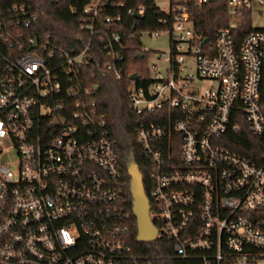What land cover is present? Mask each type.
Segmentation results:
<instances>
[{
    "label": "built area",
    "instance_id": "built-area-1",
    "mask_svg": "<svg viewBox=\"0 0 264 264\" xmlns=\"http://www.w3.org/2000/svg\"><path fill=\"white\" fill-rule=\"evenodd\" d=\"M224 1L229 23L209 40L195 31L189 7L210 0H168L164 28L149 33L167 32L168 55L157 52L162 62L147 63V79H133L128 107L154 115L141 118L135 135L155 239L171 243V258L264 264V25L252 24L239 46L232 35L242 11L252 19L264 0ZM102 4L109 0L81 8L90 38L68 49L37 35L30 5L0 0V264H151L130 246L124 168L98 85L83 74L94 34L103 68L116 79L125 70L113 28L121 17L101 18ZM243 133L250 142L237 144Z\"/></svg>",
    "mask_w": 264,
    "mask_h": 264
},
{
    "label": "trees",
    "instance_id": "trees-1",
    "mask_svg": "<svg viewBox=\"0 0 264 264\" xmlns=\"http://www.w3.org/2000/svg\"><path fill=\"white\" fill-rule=\"evenodd\" d=\"M28 4L37 14L34 24V31L39 34L49 33L56 37L60 45L65 48L78 49L85 46L90 38L87 31L80 29L79 12L90 0H8ZM122 3V6L116 4ZM144 7L141 17L129 14L128 10H138ZM100 17L119 15L121 20L115 22L113 28L120 34L124 46V73L120 79L103 68L106 58L101 49L99 36H91L89 52L93 62L89 63L84 70V77L87 82H96L98 91L96 101L101 110L105 113L110 135L116 144L119 160L124 168L121 187L125 192L130 212H132V196L130 193V176L127 168L130 164H136L142 174L145 194L148 195V167L141 155L140 147L135 135V128L141 122V118L147 121L154 115L137 116L128 107V87L134 82L131 75L140 77L148 76L149 53H141L139 36L142 33H150L157 29L164 28L159 24V19L165 15L159 11L155 0H109L108 5H101ZM190 13L194 21L195 31L213 39L217 29L226 27L230 16L224 0H213L201 6L195 3L190 4ZM77 9V12H72ZM242 22L233 30V40L239 46L242 38L253 30L251 9H245ZM147 82V80H146ZM247 133L234 135L237 144L246 145L250 142ZM234 151H241L234 145H229ZM256 215V214H255ZM155 224V223H154ZM156 225V224H155ZM136 219L132 213L130 230V246L134 253L149 260L151 264H185L184 261L171 258V243L165 238H157L149 241H138Z\"/></svg>",
    "mask_w": 264,
    "mask_h": 264
},
{
    "label": "water",
    "instance_id": "water-1",
    "mask_svg": "<svg viewBox=\"0 0 264 264\" xmlns=\"http://www.w3.org/2000/svg\"><path fill=\"white\" fill-rule=\"evenodd\" d=\"M213 1V0H210ZM135 17L140 18L141 15L136 13ZM204 41V40H203ZM131 79H135L136 75L132 74ZM130 176V193L132 196V213L136 219L138 241H149L155 239L156 227L150 218L149 201L143 187L142 174L136 164H130L127 168ZM254 221V219H252ZM264 227V224H262Z\"/></svg>",
    "mask_w": 264,
    "mask_h": 264
},
{
    "label": "rangeland",
    "instance_id": "rangeland-1",
    "mask_svg": "<svg viewBox=\"0 0 264 264\" xmlns=\"http://www.w3.org/2000/svg\"><path fill=\"white\" fill-rule=\"evenodd\" d=\"M168 0H156L157 5L160 7L162 12L168 11ZM252 24L261 26L264 25V12L258 13L252 12ZM140 46L151 50L148 57V64L151 63H161L162 60L157 59V52H162L164 54V59L169 52V36L167 32L160 34L158 37H152L149 33H142L139 36Z\"/></svg>",
    "mask_w": 264,
    "mask_h": 264
}]
</instances>
